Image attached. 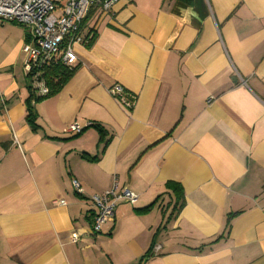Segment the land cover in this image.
Masks as SVG:
<instances>
[{"label":"crops","instance_id":"crops-1","mask_svg":"<svg viewBox=\"0 0 264 264\" xmlns=\"http://www.w3.org/2000/svg\"><path fill=\"white\" fill-rule=\"evenodd\" d=\"M82 35L42 97L0 22V264H264V0H118ZM114 183L138 200L92 235Z\"/></svg>","mask_w":264,"mask_h":264},{"label":"built area","instance_id":"built-area-1","mask_svg":"<svg viewBox=\"0 0 264 264\" xmlns=\"http://www.w3.org/2000/svg\"><path fill=\"white\" fill-rule=\"evenodd\" d=\"M118 0H0V22L20 26L25 32L22 51L24 70L30 85L37 89L42 97L49 93L48 88L39 79L38 70L53 60H59L68 68L78 62L76 46L86 42L82 35V23L92 9L109 13ZM111 96L117 98L126 107H131L135 97L118 84L108 89ZM92 123H88L91 125ZM83 128L71 123L65 131L79 134ZM15 143L17 141L15 140ZM72 186L79 194L81 186L72 179ZM95 213L91 234L99 235L105 225L115 222V215L120 204L134 205L138 196L126 188H118L114 183L111 189L89 198ZM58 204H64L59 200ZM71 243L80 241L77 231L70 234ZM159 246L153 247L158 252Z\"/></svg>","mask_w":264,"mask_h":264},{"label":"trees","instance_id":"trees-1","mask_svg":"<svg viewBox=\"0 0 264 264\" xmlns=\"http://www.w3.org/2000/svg\"><path fill=\"white\" fill-rule=\"evenodd\" d=\"M178 1H181V2H184V3H187V4L191 2V0H178ZM75 70H76V66L70 69L66 65L61 63L59 60L55 59V60L51 61L49 64L43 66L42 68H40L38 70L39 79L48 88V90H49L48 95H51V94H55V93L60 91V89L73 76ZM29 88H30V90H32V88H33L30 85V83H29ZM44 97H46V96H44ZM30 118H31V114H29V119Z\"/></svg>","mask_w":264,"mask_h":264},{"label":"rangeland","instance_id":"rangeland-1","mask_svg":"<svg viewBox=\"0 0 264 264\" xmlns=\"http://www.w3.org/2000/svg\"><path fill=\"white\" fill-rule=\"evenodd\" d=\"M10 24V23H9ZM18 27H20V26H18Z\"/></svg>","mask_w":264,"mask_h":264}]
</instances>
